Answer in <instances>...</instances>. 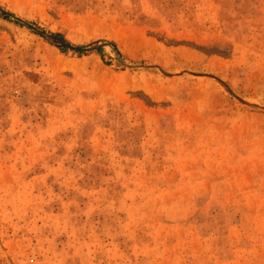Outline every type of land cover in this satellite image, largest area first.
Returning a JSON list of instances; mask_svg holds the SVG:
<instances>
[{
    "label": "rangeland",
    "instance_id": "rangeland-1",
    "mask_svg": "<svg viewBox=\"0 0 264 264\" xmlns=\"http://www.w3.org/2000/svg\"><path fill=\"white\" fill-rule=\"evenodd\" d=\"M0 264H264V0H0Z\"/></svg>",
    "mask_w": 264,
    "mask_h": 264
},
{
    "label": "trees",
    "instance_id": "trees-1",
    "mask_svg": "<svg viewBox=\"0 0 264 264\" xmlns=\"http://www.w3.org/2000/svg\"><path fill=\"white\" fill-rule=\"evenodd\" d=\"M3 16H6V17H8V15H3ZM17 22H18V21H17ZM61 50H62V51H64V49H63V48H61Z\"/></svg>",
    "mask_w": 264,
    "mask_h": 264
}]
</instances>
